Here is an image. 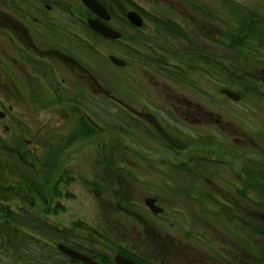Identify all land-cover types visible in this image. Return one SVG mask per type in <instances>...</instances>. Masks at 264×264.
<instances>
[{
  "label": "flooded vegetation",
  "instance_id": "flooded-vegetation-1",
  "mask_svg": "<svg viewBox=\"0 0 264 264\" xmlns=\"http://www.w3.org/2000/svg\"><path fill=\"white\" fill-rule=\"evenodd\" d=\"M75 1L0 0V264H87L59 251V244L93 264H264V164L245 157L242 137L232 135L224 125L220 131L213 130L220 121L214 119L212 99L192 100L182 93V87L194 81L191 75L213 72L215 56L195 50L202 48L193 39L192 31L198 27L195 17L204 19L198 13L197 0H163L167 7L174 6V38L189 42L191 50L176 56L173 80L177 93L167 102L169 108L158 107V113L144 111L138 128L157 139L177 164L171 169L172 182L161 184V193L144 191V200L154 198L161 212L149 210L143 200L144 205L135 204L126 216L121 215L124 209L119 211L125 227L120 226V219L115 227L101 226L99 220L98 227L77 224L68 227L75 234H65L38 220L30 221L27 207L17 212L10 208L14 201L29 208H35L36 198L48 202L52 168L46 166L47 161L38 163L37 157L50 151L53 138L38 131L32 107L79 106L86 87L97 91V53L105 54L101 44L111 48L122 44L126 35L133 38L144 30L126 19L129 11L145 19L139 10L127 11L116 0H98L112 16L109 22H100L122 34L121 40H109L89 24L91 20L97 23V15L80 0ZM201 35L228 49L230 42H240V57L253 54L260 60L259 66L264 59V35L258 30L252 37L254 44H245L242 36L221 34L217 39ZM124 51L131 57L132 45L125 44ZM106 52L107 57L114 55ZM84 58L90 67L86 68ZM195 60L205 64L192 62ZM39 90L47 97L46 91L49 93V101ZM71 94L74 97H65ZM222 97L224 103L235 102ZM72 114L81 117L77 111ZM130 117L135 118L131 113ZM215 137L223 139L216 143L221 147H214ZM230 147L237 153L229 151ZM212 148L215 155L226 156L231 162L213 159ZM137 173L133 172L134 177ZM247 176L255 185L253 199L247 195L251 191L246 186ZM247 199H252V210L246 208ZM43 224L49 233L60 234L61 241L55 246L41 244L32 236L23 242V234L45 230Z\"/></svg>",
  "mask_w": 264,
  "mask_h": 264
},
{
  "label": "rangeland",
  "instance_id": "rangeland-1",
  "mask_svg": "<svg viewBox=\"0 0 264 264\" xmlns=\"http://www.w3.org/2000/svg\"><path fill=\"white\" fill-rule=\"evenodd\" d=\"M67 1L76 3L75 0ZM198 1L202 3V0H197V5ZM116 2L127 11L134 8L141 11L146 17L145 27L143 32L133 38L126 35L122 44L111 45V48L101 44V51L105 54L97 53L100 69L97 91L90 86L86 87L79 106L64 103L57 109L52 104L47 109L41 105L32 107L37 117L38 131H45L53 138V146L50 151L37 157L38 163L47 161L46 166L52 168L49 176L51 184L46 191L48 202L36 198L35 208H29V205L19 201L11 203L10 208L16 212L27 207L30 221L35 219L60 230L64 226L73 228L77 224L98 227L99 220L101 226L115 227L118 225L117 219H120L123 223L120 226L125 227V219L118 217L121 209L125 211L120 214L126 216L127 211L136 207L135 204L144 205V191L158 194L162 191L163 182H172L171 169L177 164L164 152L163 146L157 144V139L150 138L147 131L139 130L142 127L141 114L148 110L158 113V107L169 108L167 102L177 93L173 79L178 59L172 51L176 49L178 56L182 51L191 50V45L187 41L182 43L174 39L170 27V24L174 25V6L167 7L163 0ZM208 2L223 10L221 3L214 0ZM227 4L225 11L229 17H223V22L195 17L194 24L198 27L196 32L192 31L193 39L204 52L215 56L211 60L213 72L191 75L194 81L191 85L182 87V93L192 100L200 99L205 102L212 99L214 119L220 121V125L213 130L220 131L224 125L231 134L234 133L232 135L242 137L245 157L263 165L264 59H261L259 66L260 60L255 55L240 57L237 52L221 43L210 41L201 34H209L218 39L229 28L225 23L229 20L230 23L234 21L241 24L238 31L231 29L229 34H237L241 38L239 31L245 34L251 27L262 30L264 35V0H227ZM238 11L244 14L242 19H238ZM125 44L133 47L131 57L124 51ZM106 50L127 61V67L121 69L112 66L108 62ZM84 60L86 68L90 67L88 59ZM192 62L205 64L200 60ZM227 86L239 91L243 100L239 103L221 101L224 97L218 90ZM46 93L48 97L44 91L39 90V94L45 95L44 98L49 101V93ZM73 111H77L81 117L73 115ZM130 113L134 115V120ZM160 119L165 122L163 117L160 116ZM214 140V147H221L216 143L223 139L215 137ZM235 146L238 147L236 142ZM229 151L237 153L231 147ZM212 158L231 162L230 158L215 155L214 151ZM134 170L138 172L137 177L133 175ZM136 178H141L144 182L136 181ZM13 183L17 184V181ZM40 185L44 183L41 182ZM246 186L251 188L247 195L253 199L255 185L248 176ZM96 189L101 190L99 198L94 195ZM252 199H247V210H252ZM261 205L264 208V194ZM6 208H9L7 204ZM1 221L3 220L0 219ZM43 226L45 230L23 234V242H28L27 239L34 236L37 243L55 246L59 240L57 232L52 233L50 230L49 233L46 225Z\"/></svg>",
  "mask_w": 264,
  "mask_h": 264
},
{
  "label": "water",
  "instance_id": "water-1",
  "mask_svg": "<svg viewBox=\"0 0 264 264\" xmlns=\"http://www.w3.org/2000/svg\"><path fill=\"white\" fill-rule=\"evenodd\" d=\"M86 7H88L93 13H95L97 15V17H99L100 19H103V20H110L111 17L110 15L108 14L107 10L105 9V7L103 5H101L99 2L95 1V0H81ZM128 19L137 27H142L143 26V20L142 18L137 15L136 13H129L128 14ZM89 24L91 25V27L93 29H96L97 27V32L102 34L103 36L107 37V38H110V39H119L121 38V35L118 34L117 32L115 31H112L110 29H108L107 27H105L102 23H100L99 21L96 22H93V21H90ZM110 60L116 65V66H119V67H124L125 66V63L116 58V57H110ZM221 94H224L226 96H228L229 98L231 99H234L236 101H238L240 99V97L235 94L234 92L230 91V90H226V89H222L220 91ZM96 195L99 196L100 193L97 191L96 192ZM146 205L155 213H160V210L158 208H156L154 206V203H155V200H152V199H147L146 201ZM62 231L64 233H74L73 231H70L69 229L67 228H63ZM59 249L63 252H66L67 254L71 255L72 257L76 258V259H79V260H82L84 261L85 263H89L91 264V262L83 257H81L80 255L72 252V251H69L68 249H66L65 247L63 246H59Z\"/></svg>",
  "mask_w": 264,
  "mask_h": 264
},
{
  "label": "trees",
  "instance_id": "trees-1",
  "mask_svg": "<svg viewBox=\"0 0 264 264\" xmlns=\"http://www.w3.org/2000/svg\"><path fill=\"white\" fill-rule=\"evenodd\" d=\"M197 9H198V13L199 14H201L202 15V17L204 18V19H212V17L208 14V13H206L205 11H204V9H203V7H204V5L202 6V3L200 2V1H198V5H197ZM237 16H238V19H242L243 18V16H244V14L241 12V11H238V14H237ZM215 17V16H214ZM236 30H238L240 27H241V24L240 23H238V22H235L233 25H232ZM253 29V28H252ZM252 29H251V31L249 32V36L250 37H252L255 33H254V31H252ZM237 46H233V48H236ZM200 50V49H199Z\"/></svg>",
  "mask_w": 264,
  "mask_h": 264
}]
</instances>
